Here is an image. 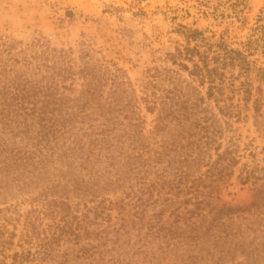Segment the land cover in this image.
Masks as SVG:
<instances>
[{
  "label": "trees",
  "instance_id": "16d2710c",
  "mask_svg": "<svg viewBox=\"0 0 264 264\" xmlns=\"http://www.w3.org/2000/svg\"><path fill=\"white\" fill-rule=\"evenodd\" d=\"M177 25L137 84L84 41L0 37V264H264V167L240 168L255 202L222 200L256 154L234 120L264 122V6L243 40Z\"/></svg>",
  "mask_w": 264,
  "mask_h": 264
},
{
  "label": "rangeland",
  "instance_id": "374dc122",
  "mask_svg": "<svg viewBox=\"0 0 264 264\" xmlns=\"http://www.w3.org/2000/svg\"><path fill=\"white\" fill-rule=\"evenodd\" d=\"M232 1L235 0H0V37L18 47L41 37L51 46L71 47L76 52L84 41L96 56L116 63L137 84L150 69L163 65L167 50L184 42L176 32L177 23L209 28L217 36L224 33L236 40L245 39L264 0H245L243 25L230 14ZM257 58L264 67V57ZM238 98L239 95L235 102L243 106ZM243 109V117L234 120L233 128L240 137L241 150L249 146L256 154L254 158H242L222 200L247 206L257 200L259 182L242 184L240 168L245 161L264 167V122L259 125L250 105ZM153 118L147 113L148 121Z\"/></svg>",
  "mask_w": 264,
  "mask_h": 264
}]
</instances>
